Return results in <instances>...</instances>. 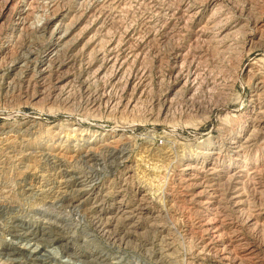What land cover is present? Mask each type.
Here are the masks:
<instances>
[{"label": "rangeland", "instance_id": "rangeland-1", "mask_svg": "<svg viewBox=\"0 0 264 264\" xmlns=\"http://www.w3.org/2000/svg\"><path fill=\"white\" fill-rule=\"evenodd\" d=\"M117 1L111 6L105 0H0V251L12 245L10 231L18 224L43 231L47 239L67 237L66 247L77 246L78 252L104 251L118 264L156 260L143 251L139 238L112 243L85 209L78 215L71 208H61L64 213L49 208L59 193L51 187L61 180L60 169L92 174L83 160L86 147L95 145L101 159L93 168L95 186L115 184L106 189L108 207L119 199L132 202L143 191L159 202L173 189L168 264L217 259L208 251L202 225L209 218L221 225L219 235L231 245L233 264H264V137L243 151L237 165L231 166L225 154L227 141L250 133L246 116L256 111L254 85L264 81V0ZM59 35H64L59 53L41 74L46 65L38 61ZM255 59L261 61L255 65ZM178 72L194 75V87L178 80ZM257 99L264 104V87ZM113 138L118 154L99 147ZM207 149L209 156H202ZM46 150L62 151L64 168L42 159ZM214 162L230 165L229 172L246 165L248 173L240 179L242 210L230 199L236 179L227 174L205 178L198 186L184 181L181 169L187 163ZM120 182L125 183L121 192ZM209 189L215 197L211 206L206 205ZM58 219L65 221L62 231ZM61 248H47L51 264L65 259ZM9 262L0 258V264Z\"/></svg>", "mask_w": 264, "mask_h": 264}, {"label": "bare ground", "instance_id": "bare-ground-1", "mask_svg": "<svg viewBox=\"0 0 264 264\" xmlns=\"http://www.w3.org/2000/svg\"><path fill=\"white\" fill-rule=\"evenodd\" d=\"M105 2H107L111 6H113V5H115L114 3L118 2V1L117 0H105ZM158 12L160 13V11H158ZM60 25L61 24H59L58 26H60ZM59 32H60V29H57L55 31L56 34H59ZM63 37H64V35H62V36L59 35L57 38H55L56 43L50 44V46L48 47L44 56H42L41 60L38 61L40 64L46 65L45 67H43L40 70L41 74H45L49 71V66L53 63L56 55L59 53L58 51H59V48L61 47V41H62ZM260 40L264 41V37L262 39L260 38ZM260 61H261V59H255L253 64L256 65ZM262 61H263V59H262ZM257 73L260 74L261 72L257 71ZM176 77L178 80L183 81L184 85H187L191 82H192L191 85L193 87L195 85L194 82H195L196 77H194V75H190V74L183 75L181 72H178L176 74ZM259 77L260 76L258 75V78ZM68 83H71V82H68ZM254 86L256 87V90L258 92L259 90H261L264 87V81L259 79L256 82V85H254ZM257 92H255L252 95L253 96V98H252L253 102L257 101V103L253 104V106H252V107H256V111H254L252 113V115L246 116V121L251 125L250 133L248 134L247 137H245V139H244L243 135L239 134L238 136L236 135V136H234V138L227 141L228 146L226 145L227 147L225 149V152H226L225 154H227L228 157H230V160H231V161L229 160L230 165L231 164L237 165L238 163H240L243 160V157H245L243 155V151L245 149L249 148L251 145H253V143H255V141L257 140L258 137H264V104L258 102ZM244 125H246V124H244ZM75 129H77V128H75ZM75 129H73V130H75ZM244 130H245V128H244ZM21 131H22V129H21ZM244 134H245V132H244ZM242 138L244 139L243 141H241ZM117 142H118V140L117 139L114 140V138H113L108 142H104L103 144H100L99 147L101 149H104V152L108 150L107 152H111V154H118L119 152L116 149L117 147H115ZM86 148L87 149H85L86 151H85V155H84L86 161L83 159H81V160L84 161L83 164L86 163V165L89 168L91 167L90 169L92 170V174L91 173H90V175H84L83 173L77 174L72 170L60 169L61 171L58 174V176H59L58 178H60L61 180H56L55 183L52 182L54 184L51 187L52 190H54L55 188H58L59 191L58 190H56V191L59 193H58V195H55V199H53L54 197L52 196L53 200L48 202L49 208H52V209L56 208V211H57V209H59L58 211H62V210H60L61 208H63V209L64 208H71L76 213L79 212V210H81V209H85V211H88L91 214V217H92L91 221L94 222V225L96 227L95 229L99 233L104 235L105 237L109 238L112 243L117 244L118 246L119 245H125V244H128L129 242H131V240H137L138 241V238H139L140 241H142V243H144V245L140 246L143 249V251L145 253H148V254H149L148 251H151L150 253H152L154 256H156V258H155L156 260H154V262L152 264H168L166 261V258H168L172 255L169 251L173 250V234H172L173 233V189H169V192H167V191L163 192V193L161 192L162 196H164V197L161 196L160 197L161 200H159V202L154 201L153 198L150 197V193L148 191H146V192L143 191L142 193L139 194V197L136 198L132 202L125 203L124 200L119 199L118 202L113 203L112 205H110V207H108L106 205L107 203L105 204V201H106L105 200V197H106L105 193L107 194V191H108V190L106 191V189H110V190H111V188L114 189L115 184L109 183L107 185L95 186V181L97 179V175L95 174L96 171L93 172V170H95L93 168L95 167V165L96 166L101 165V162H100L101 159L97 158V156H99V153L98 154L95 153V152H98L97 150H99V148H96L95 145L94 146L88 145ZM196 153H197V151H196ZM202 153H204V155H202V156H205V157L209 156L208 155L209 150L206 152H202ZM41 154H42V159H43V157H45L46 159L52 161V163L54 164L53 167L57 166L59 168L60 167L64 168L65 165L62 163V160L60 161V158L63 157L62 155L64 154V153H62V151L52 153L50 150H46L45 152H43ZM78 154L80 155V153H78ZM79 155L77 157H79ZM27 156H28V154H27ZM73 156H74V154H73ZM75 157L76 156H74V158ZM111 157L114 158L115 156L111 155ZM195 157H197V156H195ZM221 157H223L222 154H221ZM80 158H78V159H80ZM240 158H242V160ZM26 159H29V158H26ZM220 159L221 158H218V161H220ZM88 161H91V162H89L90 163L89 165L87 164ZM220 162H216V163L214 162L211 165L205 164L206 166L205 165L197 166L195 164H190V163L188 164L187 163V165L181 169L182 176L185 175V177H186L184 179V181L191 183L194 186L195 185L198 186L202 182V180H204L205 178H209V177H213V176L219 177L223 174H227L231 178L236 179L234 182L235 185L232 188L233 192H232L230 199L233 202V205L236 209L242 210L244 208L243 205L246 204V202H245L244 197H243L244 193L242 194V192H240V190H241L240 179L244 177L245 173H248L247 169H245L247 167H246V165H244V166H241L239 168H236L233 172L232 171L229 172V168L232 165L231 166L228 165L227 168H225L223 166V164L221 166H219L218 163H220ZM244 163H245V161H244ZM215 165H217V166H215ZM127 173L128 172H126L125 175H127ZM29 178H31V177H29ZM214 180H215V178H214ZM47 181H48V179H47ZM48 182H50V180ZM44 185L46 186L47 183H44ZM92 186H94V187H92ZM124 186H125V183H123V182H120L117 185V189H119V192H121L120 190H123L122 188H124ZM86 187H88L87 188L88 194L86 196H83L80 198V195L82 194V192L86 191V190H84V189H86ZM89 187H91V188L89 189ZM49 188L46 191H48ZM116 191L118 192V190H116ZM50 193L51 192H49V194ZM208 194L209 195H208V200L206 201V205L211 206L215 203V201L213 200L215 197L213 196L214 194H212V191L210 189L208 191ZM42 208H44V207H42ZM212 211L216 212L217 208L209 209L207 211L208 215H209V213L211 214ZM109 212H111L110 215L105 216V214H107ZM248 212H249V210H248ZM248 212H247V216H249ZM77 214L79 215V213H77ZM60 215H61V213H60ZM252 215H253V213H252ZM261 215H263V214H261ZM55 217L59 218L60 216L56 215ZM64 217H66V216H64ZM257 217H258V214H255V216L250 215L249 221L252 223L253 221H255L257 219ZM43 221H45V220H43ZM58 221H59V225L57 224L58 225L57 228L60 229V231H62V229H65V228L61 229L62 224L65 221L63 219H58ZM216 222H217V220L215 218H209V220H206V222H204V223L202 221V223H203L202 225L204 227L203 228L204 232L208 236L207 244L205 243L207 245L208 251H212V252L217 254V259L213 260L212 264H221L222 262L223 263L227 262V264H230V263L233 264V260L235 259V257H234V259L232 258L233 256L231 255V251H230L231 245L222 243L223 242L222 236L219 235V232L221 230L220 229L221 225L217 224ZM258 222H260V221H258ZM51 223H54V222L52 221ZM30 224H31V222H30ZM119 224L123 225L124 229L122 228V229L116 230L117 225H119ZM255 224H257V222ZM252 225L254 226V223ZM258 225H256V226H258ZM262 225H259V226H262ZM45 226L49 227V225H46V224H45ZM77 226H79V225H77ZM112 226H114L113 230L111 229ZM36 227H38V225ZM149 229L153 230L152 231L153 235H151L150 237H147V234H149ZM75 230L77 231V229H75ZM136 230H142V232L139 233V232H136ZM44 231H47V230L44 229ZM52 231L54 232L53 228H52L51 232ZM72 231H73V229H72ZM10 232H11L10 238L12 240H14V242H12V245L8 244L5 247H3V249L1 248L2 251H0V258L3 259V263L10 261L9 262L10 264H21L20 262L24 261V264H51L52 262L50 263V259L53 256H51L50 250H48L49 247H51V248L53 247V249L59 248V250L61 247H64L63 251H61V252L58 251V252L61 254V257H64L65 259L63 261H61V260L59 261V259L58 260L54 259V260H52L55 262L54 264H63V263H66V264H118V262L116 261V259H117L116 256H112V255H109L107 253L105 254L104 251L103 252L100 251L97 253V251L93 250L91 253L85 254L87 252V250L85 253H82V252H78V251L74 250L77 248V246L74 249H72V247L68 246L70 249H72V251L69 252V248L66 247V245L69 244L67 242V237L63 238V239H61V238L54 239L53 238V240H52L51 238L53 236L51 237V235H50L51 238H48V239H50V240H48L46 237V234H44L43 231L41 232L39 230H36V228H33L30 225L23 226V225L17 224L15 227H13V229ZM68 232H69V230H68ZM75 233H78V232H75ZM89 235H91V234H89ZM130 235H133L134 239H131ZM142 235H143V238H140V236H142ZM68 236H69V234H68ZM64 237H65V235H64ZM87 239H89V238H87ZM82 242H83V240H82ZM19 243L20 244L22 243V244L19 245ZM23 243H25V244H23ZM30 244H31V247H29ZM33 246H35V247L33 248ZM87 246H89V245H87ZM28 247H29V249L27 250L26 248H28ZM83 248H84V246H83ZM146 262L147 261L143 260L141 263L145 264Z\"/></svg>", "mask_w": 264, "mask_h": 264}]
</instances>
